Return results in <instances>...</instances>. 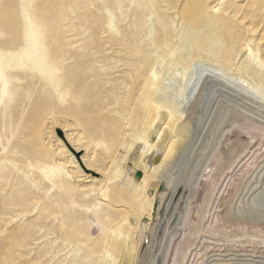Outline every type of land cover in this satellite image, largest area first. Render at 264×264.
Returning <instances> with one entry per match:
<instances>
[{
    "label": "rangeland",
    "instance_id": "obj_1",
    "mask_svg": "<svg viewBox=\"0 0 264 264\" xmlns=\"http://www.w3.org/2000/svg\"><path fill=\"white\" fill-rule=\"evenodd\" d=\"M66 65L81 70V96ZM154 73L182 116L172 132L158 123V147L173 136L168 169L190 189L158 217L122 162ZM83 155L98 180L76 166ZM154 257L264 264V0H0V264Z\"/></svg>",
    "mask_w": 264,
    "mask_h": 264
},
{
    "label": "bare ground",
    "instance_id": "obj_2",
    "mask_svg": "<svg viewBox=\"0 0 264 264\" xmlns=\"http://www.w3.org/2000/svg\"><path fill=\"white\" fill-rule=\"evenodd\" d=\"M157 64L159 63L157 62ZM80 72V68H73L70 65H66L63 68L65 80L71 79L73 82V89L79 96L82 95L85 85H83L84 83L79 79L75 78L74 75L79 74ZM156 76V73H154L152 75V79H148L149 81H146L142 87V93L134 110L132 133L129 137H127L126 134L125 136L123 134V139L126 137L128 139H126L127 145L124 150V156H122V162L125 163V167L129 169L133 175L137 171L142 172V178L140 180L133 177L132 189H143L147 196L148 194L152 195L154 203H158L159 205L157 209L158 217L163 212H168L170 207H172L175 202H177L176 205L181 204L180 202L187 198L186 195L189 194L190 189H187V186L185 187L178 183V179L176 180L168 169L170 161L175 155V142L173 136L171 135L172 140L169 147L166 149V152L162 153L158 147L159 144H162V140L165 142L163 139V136L165 135L164 130L168 128L172 132L175 122L182 116H178L177 112L172 111V103L170 104L171 101L158 96V79H156ZM164 119L168 120L165 122L166 124L164 130L161 132L162 135H160L158 139L156 137V128H158V123L165 121ZM66 138L71 146V152H73L74 155L78 154L77 152L80 151L79 147L71 140L70 136L67 135ZM63 146L66 148L65 144ZM78 161L76 162V166L79 170H81V172L82 170L85 173L88 172L89 174H86L91 175L94 180H98L100 178L98 173L91 169L86 155H83L80 159H78ZM160 187L161 189L159 190ZM108 193L110 197L116 196L120 201L124 200L126 197L123 188L111 185V183L108 186ZM129 204L131 206V216L138 219L140 222L142 214L139 207L134 205L131 201ZM146 216L148 217L147 223L152 224L153 214L149 211ZM158 227H160V222L154 225L153 235L148 234L143 237L138 253L136 254H140L144 246L148 249L147 251L153 248L154 243L151 244V241L153 240V237L155 238ZM124 228L126 237L133 239L134 230L132 229V226L130 225V228L128 229L127 226H124ZM156 257H154L152 264H160Z\"/></svg>",
    "mask_w": 264,
    "mask_h": 264
},
{
    "label": "water",
    "instance_id": "obj_3",
    "mask_svg": "<svg viewBox=\"0 0 264 264\" xmlns=\"http://www.w3.org/2000/svg\"><path fill=\"white\" fill-rule=\"evenodd\" d=\"M142 178V172H137L136 179L140 180Z\"/></svg>",
    "mask_w": 264,
    "mask_h": 264
}]
</instances>
